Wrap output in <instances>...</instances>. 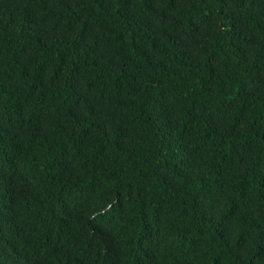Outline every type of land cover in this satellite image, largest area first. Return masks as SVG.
Listing matches in <instances>:
<instances>
[{
	"label": "trees",
	"instance_id": "1",
	"mask_svg": "<svg viewBox=\"0 0 264 264\" xmlns=\"http://www.w3.org/2000/svg\"><path fill=\"white\" fill-rule=\"evenodd\" d=\"M0 264H264V0H0Z\"/></svg>",
	"mask_w": 264,
	"mask_h": 264
}]
</instances>
